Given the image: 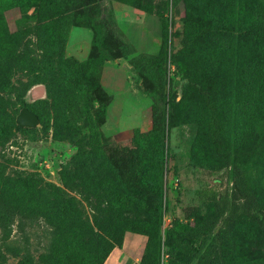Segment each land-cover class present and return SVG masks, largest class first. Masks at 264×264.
Segmentation results:
<instances>
[{
  "label": "rangeland",
  "instance_id": "rangeland-1",
  "mask_svg": "<svg viewBox=\"0 0 264 264\" xmlns=\"http://www.w3.org/2000/svg\"><path fill=\"white\" fill-rule=\"evenodd\" d=\"M85 11L102 26V43L114 56L98 66L88 81L82 80L80 64L96 56L97 48ZM183 15L182 0L168 2L164 20L123 0H45L25 10L14 6L4 12L1 22L7 25L11 41L6 43L7 50L0 48V105L15 118L26 100L38 113L39 123L34 127L15 123L0 139V261L16 264L27 258L43 264L40 255L53 222L71 219L67 210L46 201L48 195L74 197L84 217L92 222L101 209L105 221L116 217L117 207L107 203L113 189L128 195L126 209L137 217L148 216L165 195L164 232L174 218L189 224L194 221L201 189L230 194L231 158L221 163L202 162L192 153L195 124L169 113L162 101L156 102L146 93L156 81L146 62L164 46L162 78L158 76L163 81L158 85L162 91L169 88L177 100L182 95L184 79L174 57L191 55L189 48L183 52ZM53 29L56 36H47ZM238 49L226 56L234 57L235 68L239 67ZM96 81L99 87L93 85ZM40 86L43 94L30 97L29 91ZM102 101L107 102L106 115L97 118ZM153 127L162 133L167 150L161 163L162 196L157 190L139 187L136 171L134 134ZM146 240V234L126 231L118 248L138 249L129 252L130 263L136 264L134 257ZM255 240L244 247L245 253L242 245L237 249L243 255L242 264L256 258L264 264V231ZM165 249L162 245V251ZM174 258L170 262L162 256L167 264H176L179 257ZM184 264H196V260Z\"/></svg>",
  "mask_w": 264,
  "mask_h": 264
},
{
  "label": "trees",
  "instance_id": "trees-1",
  "mask_svg": "<svg viewBox=\"0 0 264 264\" xmlns=\"http://www.w3.org/2000/svg\"><path fill=\"white\" fill-rule=\"evenodd\" d=\"M43 1L0 0L1 50H7L6 43L11 41L7 25L1 22L4 12L14 6L25 10ZM123 1L156 14L161 20L166 19L168 0H159L160 6H155L152 0ZM182 4L183 52L188 48L191 52L189 57H174L184 79L182 95L177 100L169 88L162 91L161 84L158 85L163 81L158 76L162 78L164 46L159 55L146 62L150 75L157 81L146 93L156 102L162 101L169 113L195 124L192 153L202 162L221 163L231 158L230 194L201 189L198 216L194 221L189 224L174 218L164 232L163 213L168 206L165 195L163 200L159 198L148 216L137 217L139 215L126 209L130 206L128 195L113 189L107 203L117 207L116 217L105 221L106 214L101 209L93 222L84 217L74 197L48 195L46 201L67 210L71 219L53 222L46 248L40 255L43 264H103L112 249L122 245L126 231L147 235L140 264H167L162 259L163 254L170 262L178 255L180 260H176V264L191 260H196V264H242L245 248L264 231V75L260 77L261 71L264 73V0H182ZM107 11L112 13L111 6ZM85 13L94 32L92 44L97 48L96 56L85 65L80 64L82 80L88 81L98 66L113 60L114 56L102 43V26L87 11ZM55 32L53 29L47 36L54 37ZM162 34L167 37L166 29ZM237 46L239 67L235 68L234 57L226 56ZM257 63H261L262 68ZM93 85L99 87L97 81ZM22 103L27 105L26 100ZM106 111L107 102L102 101L96 117L103 118ZM14 124L15 118L0 105V139ZM236 130L240 131L235 134ZM134 143L139 187L157 190L162 196L161 163L167 153L162 133L156 127L144 134L136 131ZM162 245L166 246L163 251ZM241 245V251L245 249L242 253L237 250ZM0 264L6 263L0 261ZM16 264L33 263L24 258ZM248 264L263 263L256 258Z\"/></svg>",
  "mask_w": 264,
  "mask_h": 264
},
{
  "label": "water",
  "instance_id": "water-1",
  "mask_svg": "<svg viewBox=\"0 0 264 264\" xmlns=\"http://www.w3.org/2000/svg\"><path fill=\"white\" fill-rule=\"evenodd\" d=\"M29 96H41L43 94V87L31 89ZM15 123L24 127H34L39 123L38 114L29 108L27 105H22L15 115Z\"/></svg>",
  "mask_w": 264,
  "mask_h": 264
},
{
  "label": "crops",
  "instance_id": "crops-1",
  "mask_svg": "<svg viewBox=\"0 0 264 264\" xmlns=\"http://www.w3.org/2000/svg\"><path fill=\"white\" fill-rule=\"evenodd\" d=\"M140 242H142V240L137 242L138 246L140 245ZM137 250L138 249H136L135 251H133V250L128 251L127 249L125 250L123 248V246L121 249L116 246L112 249V251L110 252V254L108 255L107 259L105 260V262L103 264H131L130 260H131L132 256L130 254L132 252L137 253ZM129 252H131V253H129ZM141 253H142V251H139L138 255H136L134 257L136 264H140L139 259H140Z\"/></svg>",
  "mask_w": 264,
  "mask_h": 264
},
{
  "label": "built area",
  "instance_id": "built-area-1",
  "mask_svg": "<svg viewBox=\"0 0 264 264\" xmlns=\"http://www.w3.org/2000/svg\"><path fill=\"white\" fill-rule=\"evenodd\" d=\"M170 2H171V0H169ZM165 256H166V254H165Z\"/></svg>",
  "mask_w": 264,
  "mask_h": 264
}]
</instances>
